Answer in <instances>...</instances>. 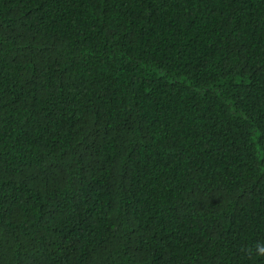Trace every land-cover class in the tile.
<instances>
[{
  "label": "trees",
  "instance_id": "1",
  "mask_svg": "<svg viewBox=\"0 0 264 264\" xmlns=\"http://www.w3.org/2000/svg\"><path fill=\"white\" fill-rule=\"evenodd\" d=\"M0 264H264V0H0Z\"/></svg>",
  "mask_w": 264,
  "mask_h": 264
}]
</instances>
